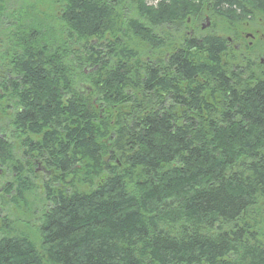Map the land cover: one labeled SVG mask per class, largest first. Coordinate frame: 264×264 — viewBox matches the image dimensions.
<instances>
[{"label":"trees","instance_id":"obj_1","mask_svg":"<svg viewBox=\"0 0 264 264\" xmlns=\"http://www.w3.org/2000/svg\"><path fill=\"white\" fill-rule=\"evenodd\" d=\"M206 10L233 29L264 0H0L8 203L46 173L0 264H264V66Z\"/></svg>","mask_w":264,"mask_h":264},{"label":"rangeland","instance_id":"obj_2","mask_svg":"<svg viewBox=\"0 0 264 264\" xmlns=\"http://www.w3.org/2000/svg\"><path fill=\"white\" fill-rule=\"evenodd\" d=\"M158 0H146V3L149 5L156 4ZM203 18L198 22L196 26L198 34H208L215 33L221 35L229 40V47L232 49L238 50L242 49L244 46L249 47L254 51V56L252 60L257 65L264 66V18L257 17L251 21H241L234 23L233 29H228L227 26L221 21V19L214 14H211L208 10L203 12ZM206 17V20H205ZM247 33H252L253 38L248 37ZM234 38L233 41L230 39ZM4 114L0 112V121L3 123L2 117L9 115L11 109L7 106L4 108ZM13 145L15 149L19 150L18 141L16 138H12ZM7 169L0 165V214L1 216H6L10 220L15 222V227L18 230H25V222L30 220L33 216L31 215V210H34L33 206H36L39 199L42 197V187L41 182H43L46 177V173L41 169V166H33L32 170L34 172L33 181L37 187L31 192L24 194L23 199L27 202V207L17 208L11 203H8L9 196L5 195L3 189L9 188L13 184V177L11 173L6 171ZM10 193V195H12Z\"/></svg>","mask_w":264,"mask_h":264},{"label":"flooded vegetation","instance_id":"obj_3","mask_svg":"<svg viewBox=\"0 0 264 264\" xmlns=\"http://www.w3.org/2000/svg\"><path fill=\"white\" fill-rule=\"evenodd\" d=\"M205 20H206V17H205ZM247 36L253 38L254 35L252 33H247Z\"/></svg>","mask_w":264,"mask_h":264}]
</instances>
